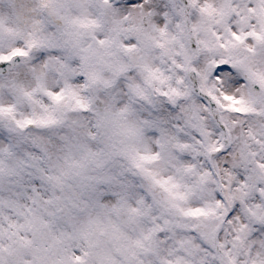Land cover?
<instances>
[{"label":"snow or ice","instance_id":"1","mask_svg":"<svg viewBox=\"0 0 264 264\" xmlns=\"http://www.w3.org/2000/svg\"><path fill=\"white\" fill-rule=\"evenodd\" d=\"M0 264H264V0H0Z\"/></svg>","mask_w":264,"mask_h":264}]
</instances>
